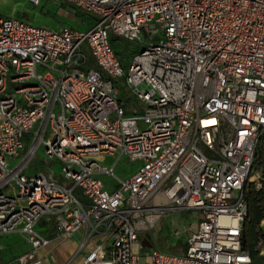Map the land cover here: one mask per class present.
Masks as SVG:
<instances>
[{"label": "built area", "instance_id": "1", "mask_svg": "<svg viewBox=\"0 0 264 264\" xmlns=\"http://www.w3.org/2000/svg\"><path fill=\"white\" fill-rule=\"evenodd\" d=\"M64 1L95 24L0 14V236L26 235L19 264L49 244L42 219L95 241L81 264H140L141 233L181 209L199 213L185 252L155 248L146 264H264V0ZM110 32L151 41L125 64ZM120 76L144 113L126 115ZM41 146L62 181L27 173ZM122 156L140 165L109 191L98 174L117 178V163L101 161ZM250 189L262 196L255 256L243 247Z\"/></svg>", "mask_w": 264, "mask_h": 264}, {"label": "rangeland", "instance_id": "2", "mask_svg": "<svg viewBox=\"0 0 264 264\" xmlns=\"http://www.w3.org/2000/svg\"><path fill=\"white\" fill-rule=\"evenodd\" d=\"M0 14L6 17L26 20L35 26H43L52 30L74 28L86 31L97 20V17L93 13L81 10L64 0H41L39 5H33L26 0H0ZM143 36V41H132L110 32L109 40L121 55L125 64H127L136 52L151 41V38L145 32ZM84 49L90 55L86 44H84ZM90 62L92 63L93 60H90ZM92 65H94V62ZM113 80L119 89V100L127 110L126 115H132L134 109H138L139 114L144 113L145 104L127 86L125 76L116 77ZM30 146L31 143H28L26 151ZM46 158L45 147L41 146L36 155L31 158L27 173L47 170L54 175L55 179L62 181L63 164L59 161L46 162ZM21 160L22 156L16 160H12L10 162L11 167H14ZM116 160L117 157H108L101 161L106 167H112L117 163L114 170L117 178L99 174L106 188L113 182L117 183L118 179H126L135 171L138 165V162H132L126 156H122L118 162ZM171 180L172 178L169 182ZM75 193L81 195L82 191L80 188H77ZM194 213L195 210L191 209L176 210V212L164 215L152 230L142 232L139 242L135 246V251L140 255V264H146L148 255L155 248L177 253L185 251L187 248L186 241L193 232V226H190V224L196 218ZM55 227V222L52 220L42 219L37 224L36 230L41 234L50 235L55 230ZM177 230L182 231L179 236L175 233ZM25 237L26 235L21 232L9 233L2 236L6 240V243L9 244L2 253L3 264H19L17 258L31 249V244H29ZM29 264H33V262Z\"/></svg>", "mask_w": 264, "mask_h": 264}, {"label": "crops", "instance_id": "3", "mask_svg": "<svg viewBox=\"0 0 264 264\" xmlns=\"http://www.w3.org/2000/svg\"><path fill=\"white\" fill-rule=\"evenodd\" d=\"M94 66H95V63H94ZM139 165H140V162H138L137 168L139 167ZM137 168L135 169V171L137 170ZM135 171L133 173H135ZM101 175H107V174H101ZM99 176L100 175L98 174V177ZM107 176H110V175H107ZM103 183H104V181H103ZM104 185H105V183H104ZM116 187H117V183H114V182L111 183L109 185V187H107V188L105 185V188L109 191L115 190ZM174 212H176V211H174ZM194 214H195L196 218L190 224V226H193V232L196 230L195 223H197V221L199 219V213L197 211H195ZM177 231H179L180 234L182 232L181 230H177ZM84 233H85L84 230H79V231H77V232H75L69 236H63V235H60L58 233V231L55 227V230L50 235H44L43 234L45 237H47L50 240V242L48 245H46V247L44 246L38 250L37 257H36L37 258L36 261H38V263H36V264H81L83 257L85 256L87 251H89V249L95 243V241L93 240V241H90L85 247H81V242L84 238ZM2 236H0V262L3 264L2 253L4 252L3 250L9 246V244L6 243V240L3 239ZM26 240H27V238H26ZM186 244H187V241H186ZM183 252H185V251H183ZM18 258H17V260H18ZM33 264H35V263H33Z\"/></svg>", "mask_w": 264, "mask_h": 264}, {"label": "trees", "instance_id": "4", "mask_svg": "<svg viewBox=\"0 0 264 264\" xmlns=\"http://www.w3.org/2000/svg\"><path fill=\"white\" fill-rule=\"evenodd\" d=\"M261 198V194H256V192L252 189L248 191L247 200L249 211L248 217L245 221L243 247L247 249L253 256H255L256 239L261 232V228L258 227V223L263 216V211L260 204Z\"/></svg>", "mask_w": 264, "mask_h": 264}, {"label": "water", "instance_id": "5", "mask_svg": "<svg viewBox=\"0 0 264 264\" xmlns=\"http://www.w3.org/2000/svg\"><path fill=\"white\" fill-rule=\"evenodd\" d=\"M262 229L264 230V226L262 227Z\"/></svg>", "mask_w": 264, "mask_h": 264}]
</instances>
